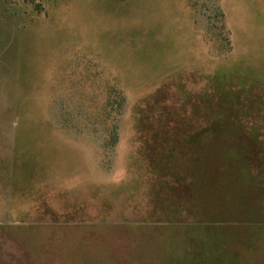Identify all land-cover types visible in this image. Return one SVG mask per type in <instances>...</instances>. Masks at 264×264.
<instances>
[{"label": "rangeland", "instance_id": "rangeland-1", "mask_svg": "<svg viewBox=\"0 0 264 264\" xmlns=\"http://www.w3.org/2000/svg\"><path fill=\"white\" fill-rule=\"evenodd\" d=\"M218 80L264 139V0H0V264H185L194 223L146 166ZM196 181L203 232L259 207L248 175Z\"/></svg>", "mask_w": 264, "mask_h": 264}, {"label": "trees", "instance_id": "trees-1", "mask_svg": "<svg viewBox=\"0 0 264 264\" xmlns=\"http://www.w3.org/2000/svg\"><path fill=\"white\" fill-rule=\"evenodd\" d=\"M207 88L194 96L185 95L182 109L173 117V128L162 131V147L153 148L156 152L150 153L153 158L146 167L156 177L159 188L171 189L172 199L180 207L179 218L196 227L201 222L191 219L199 210L192 211L195 207H187L186 202L194 192L197 178L233 172L252 177L258 188L254 186L248 192L255 196L254 203L259 207H250L248 211L212 207L215 211L210 209L211 216L206 221L209 230L203 232L191 226L180 234L199 241L195 250L187 247L186 252L194 255H186L185 264H264V139L258 128L251 125L255 120L250 118L255 119V113L248 117L241 112L242 87H231L218 80ZM224 213L230 219L221 218ZM157 217L149 221H158ZM221 226L227 230L221 233ZM236 234L249 239L236 243Z\"/></svg>", "mask_w": 264, "mask_h": 264}]
</instances>
